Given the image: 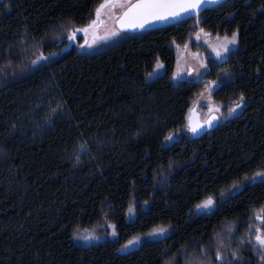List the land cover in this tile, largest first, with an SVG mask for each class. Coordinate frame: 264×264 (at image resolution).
Instances as JSON below:
<instances>
[{"label":"trees","instance_id":"1","mask_svg":"<svg viewBox=\"0 0 264 264\" xmlns=\"http://www.w3.org/2000/svg\"><path fill=\"white\" fill-rule=\"evenodd\" d=\"M103 1L0 0V264H219L217 250L264 264V183L233 194L264 169V0H228L97 55L63 51ZM201 30H238L239 47L208 58L202 81L174 84L173 45L196 48ZM159 61L166 72L149 81ZM212 81L224 120L193 139L188 117ZM209 198L214 209L197 214ZM108 224L116 240L76 243ZM161 227L166 238L121 254Z\"/></svg>","mask_w":264,"mask_h":264},{"label":"rangeland","instance_id":"2","mask_svg":"<svg viewBox=\"0 0 264 264\" xmlns=\"http://www.w3.org/2000/svg\"><path fill=\"white\" fill-rule=\"evenodd\" d=\"M136 0H119L115 5H109L101 9L99 18L94 17L96 24L89 27L88 26L76 29L69 35L67 39V45L63 48V51L70 49L75 46L78 52L82 55H97L107 49L117 45L123 39H125L128 34L119 30L117 26V21L123 12ZM104 3V1H103ZM82 29H87L83 31ZM117 33L113 35L112 33ZM225 37H210L205 32L201 31L200 34L196 35L193 39V44H187L185 46L173 45V50L175 53V64L173 73L171 75V81L174 84H179L181 82H193L198 83L202 81L205 73L209 68L208 58H213L217 62L224 61L231 52L235 51L239 47V42L237 45L230 46L231 51L224 54L222 57L216 55V50L220 49L221 45L224 43ZM204 49V50H201ZM161 66L155 69L153 73L149 75V81L154 80L160 76H163L166 72V65L162 62H158ZM157 63V64H158ZM217 84H209L208 87L201 93L195 102V106L198 108V112L201 114L203 121H206L212 115H217L220 117L219 122L222 123L224 117L219 106L215 105L212 100V93L217 88ZM242 108L237 109L236 113L240 112ZM233 114V117L237 114ZM215 205L209 209H203L196 207L195 212L197 214H205L213 210ZM262 220H258L259 225H262ZM256 229H261L257 227ZM158 230V229H156ZM116 233V229H114ZM255 231V230H254ZM152 231L151 233H153ZM112 224L97 227L92 230L81 231L75 238L78 245L90 246L95 245L105 241H113L117 239V234L113 235ZM256 233V231H255ZM86 234H94L99 237V239L85 240L83 237ZM257 234V233H256ZM168 236V230L163 234L156 235H140L133 238V244L126 245L120 252L121 254H129L130 252L138 249L141 245L147 242L158 241L164 239ZM255 243V239H254Z\"/></svg>","mask_w":264,"mask_h":264},{"label":"snow or ice","instance_id":"3","mask_svg":"<svg viewBox=\"0 0 264 264\" xmlns=\"http://www.w3.org/2000/svg\"><path fill=\"white\" fill-rule=\"evenodd\" d=\"M119 0H104V3L100 4L99 7L96 9L95 15L97 18L100 16L101 9L109 6V5H115V3H118ZM222 0H136L135 4H131L128 10L123 14V17L119 20L120 28H143L146 23L153 22V21H165L169 18H178L181 16L182 13H194L197 17V23H199V11L202 7V5L206 3H212V4H220ZM96 24V20H93L89 27ZM83 31H87V29H82ZM202 31V30H201ZM113 35L117 33H112ZM239 42V32L234 31L231 34V37L225 36L224 43L221 45L220 49L216 50V55L218 57H222L224 54L229 53L231 51L230 46H235ZM49 56H40L38 60L33 61V63H38L39 60H48ZM161 65L158 63L156 65L157 68H159ZM213 86L216 85V81H212ZM245 100V97L243 94L239 97V102L235 104L234 107L228 108V115L231 116L236 113L237 109H240L244 106L243 102ZM219 116H213L211 120H208L207 126L212 127V121L213 120H219ZM203 124H197V125H190L189 130L197 134L203 128ZM167 140L173 139L171 135L166 137ZM81 148H83V145H81ZM245 181H250V185H236L234 184L233 187L235 188L234 195L238 194L239 192L243 191V189L246 186H251L256 183H264V169L258 170L255 172V174L252 177L245 176ZM215 204V201L211 198L206 199L202 204L198 205V208L203 209H209L213 207ZM129 213H133L134 209L130 205L128 208ZM257 219L264 221V216H257ZM113 228V235H116L114 229L115 225H112ZM166 231L164 228H159L158 230H154L153 233H150V235H156V234H163ZM256 235H255V247L257 248L259 255V260L264 262V230L262 229H256ZM83 239L85 240H91V239H99V237L95 236L94 234H86ZM251 242V241H249ZM133 244V241H129V245ZM127 247V246H125ZM216 257L219 261V264H232L231 261H226L221 254L219 250L216 252ZM232 260L235 261V264H240V258L237 255V253L234 251L232 253Z\"/></svg>","mask_w":264,"mask_h":264},{"label":"water","instance_id":"4","mask_svg":"<svg viewBox=\"0 0 264 264\" xmlns=\"http://www.w3.org/2000/svg\"><path fill=\"white\" fill-rule=\"evenodd\" d=\"M226 1H228V0H222V2L220 4L206 3V4L202 5V7L199 11V16L204 11H206L207 9L217 7V6L225 3ZM135 3H133V4H135ZM128 8L123 12V14L128 10ZM123 14L119 17V19L117 21V26H118L120 31L127 33V34H136V33L147 32V31H151V30H155V29H160V28L172 26V25H177V24L183 23L185 21L197 18L194 13H192V14L182 13L181 16L178 18H169L168 20H165V21H153V22L146 23L143 28H134V29L124 28V29H121L120 24H119V20L123 17ZM213 116H217V115L214 114L211 117H209L206 121H203L201 118V114L198 112L197 107H194L191 110L190 115L188 117V131H189V133L193 139H199V138L203 137L205 134L211 132L212 130H214L215 128L218 127V125L220 123L219 120H213L212 121V125H213L212 127L207 126L206 122L208 120H211ZM197 124H203L204 127L201 128L199 133L194 134L189 130V126L190 125H197Z\"/></svg>","mask_w":264,"mask_h":264}]
</instances>
